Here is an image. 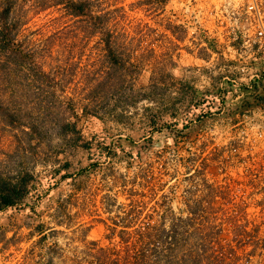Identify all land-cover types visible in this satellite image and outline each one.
<instances>
[{"label":"rangeland","instance_id":"1","mask_svg":"<svg viewBox=\"0 0 264 264\" xmlns=\"http://www.w3.org/2000/svg\"><path fill=\"white\" fill-rule=\"evenodd\" d=\"M94 1L108 11L116 65L99 34L59 8L18 0L8 17L33 62L0 59V101L20 121L0 116V174L28 171L36 183L0 210V264H42L46 255L50 264H87L90 240L122 264L118 240L134 226L119 217L135 225L140 209L151 222L187 218L200 264L214 254L216 264H264V223L245 220L247 162L232 150L241 149L231 111L243 90L229 79L240 62L257 71L263 59L246 45L249 0ZM62 123L75 130L61 135ZM57 205L66 226L53 224ZM36 223L56 232L35 242Z\"/></svg>","mask_w":264,"mask_h":264},{"label":"trees","instance_id":"2","mask_svg":"<svg viewBox=\"0 0 264 264\" xmlns=\"http://www.w3.org/2000/svg\"><path fill=\"white\" fill-rule=\"evenodd\" d=\"M18 0H1L0 1V59L4 63L14 62L29 63L33 62L32 52L25 50L19 42L14 38L16 22L9 20V15ZM36 10H44L50 7L59 8L62 13L69 17L73 23L83 25L84 30L90 34H99L98 40L101 43L103 55L109 61L110 66L116 65L119 62L118 55L114 47V38L108 28L107 13L105 9L98 4H94V0H32ZM257 77L251 81L249 89L239 85V89L243 90V95L240 101L233 107L231 113H242L264 104V59L254 60ZM15 62V63H16ZM129 62V61H128ZM129 66L134 63L129 62ZM123 65V64H122ZM107 71V70H106ZM105 73H108V71ZM36 72L48 77V73L44 72L36 65ZM0 116L10 126H16L20 123L15 113L8 110L6 104L0 101ZM34 126L30 129L34 130ZM36 129V128H35ZM73 123H62L60 134L63 135L68 131H74ZM60 169V168H58ZM57 168L52 169L55 173ZM67 176H71L70 173ZM36 181L33 175L28 171H18L13 176L0 174V210L15 206L21 203L24 196L30 189L35 190ZM63 208L58 205L55 209L56 219L54 225L66 226L62 221L61 213ZM142 210H139V223L133 225L132 221L120 218V223L123 227L134 226L131 231H125L126 236H120L119 242L125 254L122 259V264H200L202 253L196 249L194 253L189 249L190 241L186 230L187 218L170 217L164 221V218L158 222H151V214L144 213L141 217ZM115 224V223H114ZM37 236L35 242L42 241L48 234L56 232L53 226L44 227L43 223H36L33 227ZM113 230V228H109ZM124 230V229H123ZM133 233L135 236L130 235ZM92 261H87V264H113V248L99 245L96 240L86 241L84 247ZM195 249V247H194ZM215 251L211 250V253ZM217 255H213L209 264L218 262ZM51 255H46L42 264H50ZM72 264H83L82 262L74 261ZM232 264V263H230Z\"/></svg>","mask_w":264,"mask_h":264},{"label":"built area","instance_id":"3","mask_svg":"<svg viewBox=\"0 0 264 264\" xmlns=\"http://www.w3.org/2000/svg\"><path fill=\"white\" fill-rule=\"evenodd\" d=\"M259 5L256 0H249L246 5L254 38L246 45L252 51L262 54L264 59V16ZM236 73L229 81L243 85L247 89L250 88L251 81L257 77L256 71L241 62L236 66ZM240 95L241 93H238L236 97ZM238 115L240 118L236 125L242 128L237 133V142L241 144V149L233 147L232 150L236 152L239 164L247 162L246 167L239 170V174L245 181L251 183L244 186L245 220L264 223V104Z\"/></svg>","mask_w":264,"mask_h":264},{"label":"crops","instance_id":"4","mask_svg":"<svg viewBox=\"0 0 264 264\" xmlns=\"http://www.w3.org/2000/svg\"><path fill=\"white\" fill-rule=\"evenodd\" d=\"M235 98H237V97H235ZM235 100H237V99H235Z\"/></svg>","mask_w":264,"mask_h":264}]
</instances>
